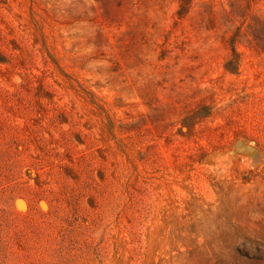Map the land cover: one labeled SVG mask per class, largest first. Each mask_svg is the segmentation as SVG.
Masks as SVG:
<instances>
[{
  "label": "rangeland",
  "instance_id": "obj_1",
  "mask_svg": "<svg viewBox=\"0 0 264 264\" xmlns=\"http://www.w3.org/2000/svg\"><path fill=\"white\" fill-rule=\"evenodd\" d=\"M0 264H264V0H0Z\"/></svg>",
  "mask_w": 264,
  "mask_h": 264
}]
</instances>
